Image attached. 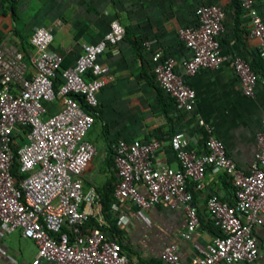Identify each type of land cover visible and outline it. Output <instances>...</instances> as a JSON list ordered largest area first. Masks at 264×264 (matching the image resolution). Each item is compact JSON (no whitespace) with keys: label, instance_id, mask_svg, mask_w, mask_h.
<instances>
[{"label":"built area","instance_id":"built-area-1","mask_svg":"<svg viewBox=\"0 0 264 264\" xmlns=\"http://www.w3.org/2000/svg\"><path fill=\"white\" fill-rule=\"evenodd\" d=\"M238 2L241 15L249 21L250 37L258 41L257 55L264 73V20L256 0ZM193 15L194 23L177 32L187 53L184 75L229 61L241 93L253 97L259 73L244 58L220 50L217 38L223 30V6L217 1L202 3ZM52 29L39 26L30 34L28 62L10 35L0 41V230L4 234L19 231L34 242L37 255L30 264H139L117 240L106 237L101 220L97 227L86 228L98 204L95 190L85 192L83 182L87 164L95 155L86 139L94 117L72 97L79 95L86 106H97V93L110 81L108 68L99 57L123 40L125 28L117 20L111 21L97 42L81 44L79 55L66 68H61L63 57L49 48ZM141 47L150 54L156 85L177 110L191 112L195 91L175 72L177 60L161 48H152L149 40H143ZM58 72L62 81L57 85ZM57 99L61 109L47 115L45 104ZM199 124L208 133L201 149L190 148L181 132L169 140L177 169L156 158L161 147L158 140L113 142L110 148L118 179L113 208L128 201L136 207L131 216L147 221L145 213L151 207L167 204L182 212L185 223L179 237L190 240L200 221L187 183L200 189L208 169L222 173L233 188V201L214 194L206 201L217 233L205 246L196 247L197 254L187 262L181 259L176 244L165 245L160 259L163 264L251 263L257 257L254 230L264 217V132L256 133L254 159L244 172L227 155L222 142L211 135L209 125L202 120ZM15 142H19V178L11 173Z\"/></svg>","mask_w":264,"mask_h":264},{"label":"crops","instance_id":"crops-1","mask_svg":"<svg viewBox=\"0 0 264 264\" xmlns=\"http://www.w3.org/2000/svg\"><path fill=\"white\" fill-rule=\"evenodd\" d=\"M213 1L219 2L225 12L223 30L217 38L221 52L244 58L259 73L253 97L241 93L240 81L229 61L192 76L184 75L187 53L178 29L194 23L193 10L199 4ZM256 7L264 20V0H256ZM113 20L126 33L122 41L99 57L108 68L110 81L97 93V106L88 109L94 123L86 139L94 146L95 155L83 174L84 191L94 189L98 197L89 220L96 225L101 220L106 237L117 240L129 258L139 264H163L160 253L167 244H176L181 259L187 262L197 254L196 247L205 246L216 234L206 211L208 197L214 194L233 201L229 179L208 169L200 189H195L191 181L187 183L200 226L190 240H182L179 234L185 222L178 209L155 205L145 213V221L131 216L136 207L128 201L113 208L112 190L118 179L110 146L117 139L158 140L161 147L156 158L177 169L170 138L181 132L190 148L201 149L208 136L199 124L202 120L237 167L248 172L256 152L255 135L264 132V73L257 56L258 41L250 37L249 21L238 11L236 0H0V41L10 35L28 62L30 34L39 26H52L49 48L63 57L65 66H70L81 44L97 42ZM143 40L177 60L175 72L183 75L195 91L191 112L177 110L156 85L150 54L139 43ZM44 107L46 114L52 115L61 109V102L57 99ZM254 238L256 259L235 264H264V217L254 230ZM0 250V264H30L37 255L34 242L23 238L19 231L4 234L0 230Z\"/></svg>","mask_w":264,"mask_h":264},{"label":"trees","instance_id":"trees-1","mask_svg":"<svg viewBox=\"0 0 264 264\" xmlns=\"http://www.w3.org/2000/svg\"><path fill=\"white\" fill-rule=\"evenodd\" d=\"M236 5H237V9H238V11L239 12H241L240 11V7H239V2H238V0H236ZM142 42V41H141ZM141 42H139V43H141ZM140 45V44H139ZM258 56V55H257ZM259 58V57H258ZM251 65V64H250ZM252 66V65H251ZM66 67H68V66H65L63 63L61 64V68H66ZM253 68V67H252ZM260 68H261V63H260ZM56 81H57V85L58 84H60L61 83V76H60V72H58L57 73V75H56ZM55 88H57V86H55ZM72 97L74 98V99H76L79 103H80V105L88 112V109L90 108V107H88V106H86V104L84 103V101H83V99H82V97L81 96H79V95H75V94H73L72 95ZM172 100V99H171ZM173 101V100H172ZM173 104H174V102H173ZM175 106V105H174ZM20 140L21 141H23V138H22V136H20ZM19 143V142H18ZM19 145V144H18ZM16 149H17V147L15 148L14 146H13V157H12V166H11V173H12V175L14 176V177H16V178H19L20 176L18 175V161H17V156H16ZM113 192H114V189L112 190V195H113ZM105 205H104V202H103V207H104ZM213 225V224H212ZM93 227H97V225H96V223L94 222V221H92V219L91 220H89L87 223H86V228L87 229H91V228H93ZM216 230V229H215ZM216 233H217V230H216Z\"/></svg>","mask_w":264,"mask_h":264},{"label":"rangeland","instance_id":"rangeland-1","mask_svg":"<svg viewBox=\"0 0 264 264\" xmlns=\"http://www.w3.org/2000/svg\"><path fill=\"white\" fill-rule=\"evenodd\" d=\"M18 144H19L18 142H15L14 147L16 148L18 146ZM89 163L87 164V167H88Z\"/></svg>","mask_w":264,"mask_h":264}]
</instances>
